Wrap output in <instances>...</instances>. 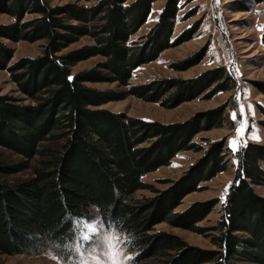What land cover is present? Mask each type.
Instances as JSON below:
<instances>
[{"label": "trees", "instance_id": "trees-1", "mask_svg": "<svg viewBox=\"0 0 264 264\" xmlns=\"http://www.w3.org/2000/svg\"><path fill=\"white\" fill-rule=\"evenodd\" d=\"M155 1L99 0L91 6L53 7L47 0H0V11L16 18L0 24V69L10 72L30 100L22 104L23 99L0 94V146L22 157L0 159V254H37L52 245L69 259L74 253L65 245L75 242L76 219L99 216L129 237L133 264H264V196L255 188L264 185V144L250 142L236 153L235 178L222 206L220 232L214 236L216 249L188 244L155 227L168 222L205 233L198 223L212 212L216 199L176 209L200 183L226 170L223 141L211 143L167 189L144 199L134 197L148 188L144 177L169 165L178 152L202 150L195 138L220 126L221 110L164 123L100 106L129 95L162 101L169 88L176 90L165 103L176 106L185 95L194 98L208 86L215 84V91L230 88L225 68L187 82L131 84L139 65L170 46L179 0L167 1L143 43L130 41L147 22ZM85 36L94 43L65 51ZM3 38L45 43L40 55L9 64L14 50ZM97 55L105 57L98 66L73 72L79 62ZM89 82H118L129 88L116 92ZM28 169L33 170L30 178L9 179Z\"/></svg>", "mask_w": 264, "mask_h": 264}, {"label": "rangeland", "instance_id": "rangeland-1", "mask_svg": "<svg viewBox=\"0 0 264 264\" xmlns=\"http://www.w3.org/2000/svg\"><path fill=\"white\" fill-rule=\"evenodd\" d=\"M51 6H62L73 3L91 6L99 0H47ZM168 0H156L147 22L131 36L130 41L143 43L145 36L159 21L160 15ZM35 15H27L24 20ZM16 18L8 12L0 11V24H11ZM264 0H179L175 25L169 35V47L159 53L152 61L139 65L133 72L132 85L149 84L153 81L180 80L192 81L200 74L214 68H225L231 77L228 90L215 91V84L195 93L194 98L184 96L176 106H168V96L176 89L169 88L162 96V101H149L137 95H129L122 100L110 101L100 108L116 112H125L147 120L164 123L183 122L196 114L221 110L220 126L201 131L195 138L202 150H184L176 154L169 165H164L148 173L144 181L148 188L139 189L134 197L144 199L156 195L157 191L167 189L173 181L184 175L205 154V150L213 142L223 141L227 147V167L210 180L199 184V189L186 195L176 211L187 209L195 201H212L216 199L213 210L198 225L204 227L205 233L174 226L168 222L156 225V230L171 232L180 236L188 244L202 248L216 249L214 236L218 235L220 222L223 219V203L238 165L237 151L242 145L250 142L264 144ZM14 50V57L9 64L24 56H37L42 53L43 40L13 41L2 39ZM94 40L85 36L65 49L69 51L93 44ZM105 60L102 55L93 56L79 62L73 72L98 66ZM90 86L99 89H111L116 92L126 91L129 87L120 86L118 82H89ZM263 87V88H262ZM0 94H8L23 99L20 103L28 104L30 100L18 89L7 69H0ZM243 107V112L240 108ZM235 113V119L233 114ZM246 124V126H245ZM238 129H242L240 133ZM259 139H253V136ZM236 141L237 151L232 150V142ZM54 146L53 143L50 144ZM17 160L22 157L11 150L0 146V159ZM33 175L28 169L9 177L10 180L26 179ZM259 194L264 196V185H255ZM227 189V191H225ZM77 236L73 245L83 243V258L89 259L88 249L93 248L95 240L107 234H115L121 241L125 256L133 252L127 245L128 236L107 226L99 216L93 220L76 219ZM94 228L95 231H90ZM89 239L81 241V237ZM59 256L52 245H47L37 254H0V264H63L53 259L48 253ZM63 258V257H62ZM80 255L74 253L71 258L63 260H79ZM132 260L127 264H133Z\"/></svg>", "mask_w": 264, "mask_h": 264}, {"label": "snow or ice", "instance_id": "snow-or-ice-1", "mask_svg": "<svg viewBox=\"0 0 264 264\" xmlns=\"http://www.w3.org/2000/svg\"><path fill=\"white\" fill-rule=\"evenodd\" d=\"M264 31V29H261ZM243 112V107L240 108ZM235 113L233 114V119H235ZM246 126V124H245ZM242 129H238L237 132L240 133ZM253 139H259L258 136H253ZM246 146V145H242ZM238 145L236 141L232 142V150L235 152L238 150ZM227 191V189L225 190ZM90 231H95L94 228H90ZM89 239V237H81V241ZM70 252L81 256L79 260H63L62 257L54 256L51 252L48 253L53 259L57 261H63V264H88V260L83 258L82 249L84 247L83 243L80 245H65ZM89 259L92 264H127L128 261L132 260L131 256H125L122 241L115 234H107L102 237H98L95 240V245L93 248L88 249Z\"/></svg>", "mask_w": 264, "mask_h": 264}]
</instances>
